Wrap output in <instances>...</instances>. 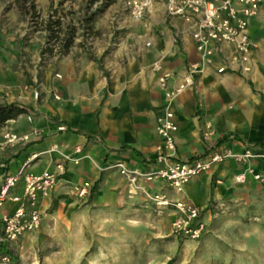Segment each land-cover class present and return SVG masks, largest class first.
I'll list each match as a JSON object with an SVG mask.
<instances>
[{"label": "crops", "instance_id": "obj_1", "mask_svg": "<svg viewBox=\"0 0 264 264\" xmlns=\"http://www.w3.org/2000/svg\"><path fill=\"white\" fill-rule=\"evenodd\" d=\"M147 22L146 28L142 25V32H138V37L143 39L142 60L133 58L111 76L97 60L86 57L77 45L54 48L53 66L58 69V75L53 80V91L58 98L54 99L50 112L32 96L23 103L25 106L18 105L25 108L24 112L6 120L8 127L17 132L38 127L42 135L33 136L24 146L1 152L0 175L14 173L32 152H41V158L32 166L40 170L49 166L51 159L70 154L75 146H81L79 165H70L44 206L70 192L75 198L72 186L84 181L90 182L92 187L86 197L79 199L90 198L93 205L99 206L125 201L128 183L113 163L122 161L145 171L155 167L149 160L160 143L155 125L163 94L157 72L151 66L158 58H162L163 69L172 71L176 77L189 63H196L199 68L194 88L183 91L174 103L179 158L202 154L214 144L239 149L243 144L253 143L264 149V11L249 22L254 50L251 69L246 74L216 72L218 59L211 65H203L193 42L186 37L175 38V30L164 16L150 14ZM2 32L0 30V66L7 58L9 36ZM146 41L150 42L149 46L145 45ZM74 47L77 54L72 53ZM176 81L174 78L171 85ZM3 99L9 102L1 94L0 85V104L4 103ZM28 114L34 116L32 122L26 120ZM59 125L66 129L59 131ZM4 129L5 122L0 125V141ZM208 130L212 131V136L206 139L203 132ZM224 136L227 138L218 144ZM52 145H56L57 151H49ZM253 164L256 170L264 172V157ZM237 168L233 161H227L219 170L193 179L183 192L143 180L139 181V189L143 188L150 195L163 192L170 199L205 208L211 200H220L242 188L260 186L250 177L244 184H235L233 174Z\"/></svg>", "mask_w": 264, "mask_h": 264}, {"label": "rangeland", "instance_id": "obj_2", "mask_svg": "<svg viewBox=\"0 0 264 264\" xmlns=\"http://www.w3.org/2000/svg\"><path fill=\"white\" fill-rule=\"evenodd\" d=\"M142 28L122 0H0V30L9 35L0 66L1 94L9 102L0 106L24 105L37 95L38 105L52 112L54 48L77 45L111 76L133 58L142 60ZM259 185L211 200L197 240L175 235L169 211L159 213L143 188L127 184L125 201L101 206L70 192L45 205L38 232L12 249L0 244V257L10 254L4 264H264Z\"/></svg>", "mask_w": 264, "mask_h": 264}, {"label": "built area", "instance_id": "obj_3", "mask_svg": "<svg viewBox=\"0 0 264 264\" xmlns=\"http://www.w3.org/2000/svg\"><path fill=\"white\" fill-rule=\"evenodd\" d=\"M70 1V0H66ZM122 6L129 16L144 27L148 16H164L175 30V38H189L203 65H211L216 59L219 63L216 72L246 74L251 69L254 43L249 35V22L264 11V0H122ZM146 46L150 45L146 41ZM152 70L157 72V82L163 94L160 113L156 116V132L160 143L155 146L149 162L155 167L140 170L129 167L122 161L113 163L119 174L127 180L130 188L141 187L139 181L162 184L174 192H183L186 186L204 173L219 170L227 161H233L238 170L233 174L235 184H244L248 177L264 184V172L255 169L253 162L264 157V149L253 143L243 144L239 149L228 145L215 144L202 153L181 159L177 156L175 134L178 126L175 121L174 103L185 90L193 89L199 68L189 63L177 75L164 70L162 58L156 59ZM177 78L174 85L171 81ZM37 97V95H35ZM32 122L34 116H25ZM59 125L58 130H65ZM38 127L28 132H17L8 127L0 141V153L6 148L24 146L33 136H41ZM208 139L212 131H204ZM49 151H57L52 145ZM83 149L75 146L70 154H60L51 159V164L40 170L32 169L39 160L41 152H32L25 157L14 173L0 175V244L12 249L28 235L36 233L42 226L44 202L55 192L61 177L70 165H79ZM102 168V167H101ZM92 185L88 181L72 186L78 198L86 197ZM159 213L168 210L171 231L178 236L197 240L206 229L203 208L184 201L173 200L163 192L148 194ZM10 258L9 253L0 257V264Z\"/></svg>", "mask_w": 264, "mask_h": 264}, {"label": "trees", "instance_id": "obj_4", "mask_svg": "<svg viewBox=\"0 0 264 264\" xmlns=\"http://www.w3.org/2000/svg\"><path fill=\"white\" fill-rule=\"evenodd\" d=\"M25 111L24 107H20L14 104L1 105L0 106V125L3 124L7 119L14 117L18 113H22ZM227 136H224L219 140L218 144H221ZM264 145V144H263ZM96 185V184H95ZM96 186L92 189V193L95 191Z\"/></svg>", "mask_w": 264, "mask_h": 264}]
</instances>
